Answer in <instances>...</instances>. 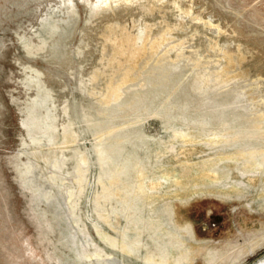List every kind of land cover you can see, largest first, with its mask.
<instances>
[{"label": "rangeland", "instance_id": "374dc122", "mask_svg": "<svg viewBox=\"0 0 264 264\" xmlns=\"http://www.w3.org/2000/svg\"><path fill=\"white\" fill-rule=\"evenodd\" d=\"M101 232L264 262V0H0V264H151Z\"/></svg>", "mask_w": 264, "mask_h": 264}, {"label": "bare ground", "instance_id": "6f19581e", "mask_svg": "<svg viewBox=\"0 0 264 264\" xmlns=\"http://www.w3.org/2000/svg\"><path fill=\"white\" fill-rule=\"evenodd\" d=\"M142 174V173H141ZM146 179V178H145ZM144 184V183H143ZM156 184L157 183H155V182H152L151 183V188H155L156 187ZM142 185V184H141ZM144 186V185H143ZM141 187V190L143 191L144 190V187ZM151 191V190H150ZM146 192V191H145ZM130 229V228H129ZM136 231H137V236L140 234V231H141V229H136ZM163 231V230H162ZM161 231V232H162ZM100 235L102 236V238H104L110 245H112L113 247H117V248H120L124 253H126V254H132L133 253V248H136V249H141L142 247H145L146 246V248H147V254H146V256H145V259L148 261V262H150L151 264L153 263V264H164V263H168L170 260H171V252H170V250H169V247L171 246V245H169V247H168V250L165 252V253H162V251H160V244H159V242H157V240H156V245H155V248H152L151 246H147L146 245V243H142V244H137V245H135L134 247H127V243L128 242H132L134 239H132V240H130V241H126V235L124 236V238H123V240H122V242H120L119 241V239H112L109 235H107V234H105V233H100ZM136 236V237H137ZM164 237V236H163ZM156 239V238H155ZM164 240V239H163ZM104 241V240H103ZM189 242V241H188ZM148 243V242H147ZM161 243H163V242H161ZM164 243H166V241H164ZM149 244V243H148ZM194 247V246H193ZM193 249V248H192ZM122 252V253H123ZM98 255H100V253L98 254ZM106 255V254H105ZM109 255H111V254H109ZM136 255V254H135ZM179 256L178 257H173V259H174V261H175V264H188L187 262H188V260L189 259H187L186 258V256L187 255H182L181 253L180 254H178ZM91 255L89 254V255H87V257L89 258ZM189 256V255H188ZM187 256V257H188ZM130 257V256H129ZM141 257V256H140ZM137 258H138V256H137ZM136 258V259H137ZM190 258V257H189ZM141 259H143V258H141ZM191 260V259H190ZM207 260V259H206ZM144 261V260H143ZM191 263V262H190ZM124 264H126V263H124ZM128 264H130V263H128ZM132 264V263H131ZM192 264H194V263H192ZM262 264H264V262L262 263Z\"/></svg>", "mask_w": 264, "mask_h": 264}]
</instances>
